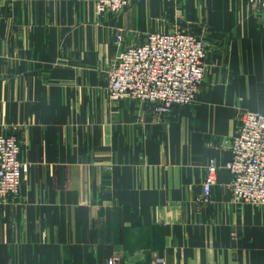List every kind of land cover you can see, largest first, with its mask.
<instances>
[{"label": "crops", "instance_id": "crops-1", "mask_svg": "<svg viewBox=\"0 0 264 264\" xmlns=\"http://www.w3.org/2000/svg\"><path fill=\"white\" fill-rule=\"evenodd\" d=\"M120 30L123 40L114 42ZM207 45L194 102L160 114L110 98L119 49L153 31ZM264 107V23L249 0H0V134L20 144L0 197V264H264V205L232 198L219 168L243 110Z\"/></svg>", "mask_w": 264, "mask_h": 264}, {"label": "built area", "instance_id": "built-area-1", "mask_svg": "<svg viewBox=\"0 0 264 264\" xmlns=\"http://www.w3.org/2000/svg\"><path fill=\"white\" fill-rule=\"evenodd\" d=\"M90 2L98 14H119L133 0H82ZM264 23V0H249ZM116 31L114 42H122ZM204 42L186 31H151L137 44L119 49L107 71L110 98L131 97L148 104L160 114H169L174 106L190 104L205 72ZM20 144L13 134H0V197L16 194L24 169ZM219 168L231 176L228 183L232 198L240 203L264 205V107L243 110L238 116L237 131L230 139V157L222 165L208 163L202 182L200 200H207L216 182ZM111 256L106 264H118ZM158 264H164L160 262Z\"/></svg>", "mask_w": 264, "mask_h": 264}, {"label": "rangeland", "instance_id": "rangeland-1", "mask_svg": "<svg viewBox=\"0 0 264 264\" xmlns=\"http://www.w3.org/2000/svg\"><path fill=\"white\" fill-rule=\"evenodd\" d=\"M131 3H132V1H131ZM130 3V4H131ZM129 4V5H130ZM173 31V30H172ZM201 39V38H200ZM202 40V39H201ZM203 41V40H202ZM204 42V41H203ZM204 45H205V50H206V53H207V45L205 44V42H204ZM206 56V55H205ZM205 63V62H204ZM205 70H206V68H205ZM205 73V72H204ZM106 89H107V86H106ZM108 91V90H107ZM198 91H199V88H198ZM198 91H197V93H198ZM196 96H197V94H196ZM22 163V162H21ZM22 165H23V163H22ZM24 167V166H23Z\"/></svg>", "mask_w": 264, "mask_h": 264}]
</instances>
